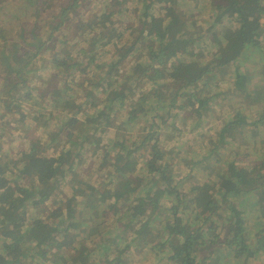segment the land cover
Instances as JSON below:
<instances>
[{
  "label": "trees",
  "instance_id": "1",
  "mask_svg": "<svg viewBox=\"0 0 264 264\" xmlns=\"http://www.w3.org/2000/svg\"><path fill=\"white\" fill-rule=\"evenodd\" d=\"M11 120L0 264L264 256V0H0Z\"/></svg>",
  "mask_w": 264,
  "mask_h": 264
},
{
  "label": "rangeland",
  "instance_id": "2",
  "mask_svg": "<svg viewBox=\"0 0 264 264\" xmlns=\"http://www.w3.org/2000/svg\"><path fill=\"white\" fill-rule=\"evenodd\" d=\"M2 86H4V84ZM211 111H212L211 114L215 115L217 119H220L226 116L221 109H218V108L215 109L217 113L214 112L213 109H211ZM5 120L6 119H2V121H5ZM30 124H31L30 122H26L24 124L15 125L14 121L11 120L10 123H8L7 125H4V129H0V156L9 153L10 156L16 157V154H18L20 151L25 150L27 148V142L23 138L24 134L25 135L27 133L29 134V132L35 129L34 127L35 125L31 126ZM209 124L210 123H205V125L207 126L205 130H209L210 133H212L213 131L211 130V125ZM24 131H27V132H24ZM34 136L39 137V132H35ZM103 139H105L103 144H106L107 141L110 140L106 138H103ZM189 148L191 152H193V148L196 149L194 146H189ZM244 149L245 148H243L242 150ZM51 203L52 201H50V204ZM258 258H260V260L254 264H261L262 259H264V256L261 255Z\"/></svg>",
  "mask_w": 264,
  "mask_h": 264
}]
</instances>
